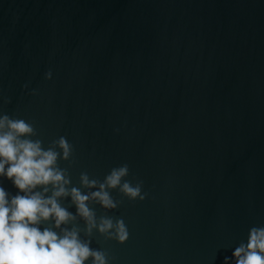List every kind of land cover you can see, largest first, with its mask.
I'll list each match as a JSON object with an SVG mask.
<instances>
[{
  "label": "water",
  "instance_id": "95a60500",
  "mask_svg": "<svg viewBox=\"0 0 264 264\" xmlns=\"http://www.w3.org/2000/svg\"><path fill=\"white\" fill-rule=\"evenodd\" d=\"M0 114L66 137L77 187L143 181L94 205L128 226L93 233L110 264H223L264 225V0H0Z\"/></svg>",
  "mask_w": 264,
  "mask_h": 264
},
{
  "label": "clouds",
  "instance_id": "9594fccd",
  "mask_svg": "<svg viewBox=\"0 0 264 264\" xmlns=\"http://www.w3.org/2000/svg\"><path fill=\"white\" fill-rule=\"evenodd\" d=\"M60 162L75 163L66 137L45 147L33 123L0 114V178L17 190L12 195L0 181V264H110L106 250L91 247L93 233L118 245L128 240L124 219L98 217L94 205L105 213L119 208L113 190L130 202L143 201V181L126 179L129 166L122 164L102 181L81 172L77 187ZM223 264H264V225L250 227Z\"/></svg>",
  "mask_w": 264,
  "mask_h": 264
}]
</instances>
